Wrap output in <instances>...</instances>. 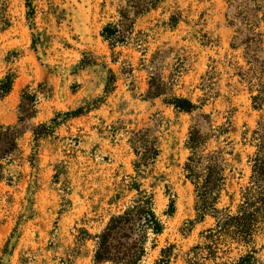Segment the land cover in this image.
<instances>
[{
	"label": "rangeland",
	"instance_id": "1",
	"mask_svg": "<svg viewBox=\"0 0 264 264\" xmlns=\"http://www.w3.org/2000/svg\"><path fill=\"white\" fill-rule=\"evenodd\" d=\"M121 22L123 42L102 36ZM6 77L0 128L20 131L0 158V264H112L93 261L95 236L139 193L164 226L140 264H234L251 251L249 264H264V221L249 244L225 239L210 253L215 219L200 213L184 171L198 129L206 153L221 151L216 207L235 212L251 187L264 134V0H0ZM24 91L38 103L21 123ZM176 98L196 108L179 110ZM140 134L159 153L137 172Z\"/></svg>",
	"mask_w": 264,
	"mask_h": 264
},
{
	"label": "trees",
	"instance_id": "2",
	"mask_svg": "<svg viewBox=\"0 0 264 264\" xmlns=\"http://www.w3.org/2000/svg\"><path fill=\"white\" fill-rule=\"evenodd\" d=\"M128 29L129 27L127 28L122 22L119 25L107 24L103 27L101 34L114 43L123 42ZM12 82L11 77H6L0 82V97L10 91ZM252 99L254 106H258L259 97L254 96ZM37 103L38 97L35 92H23L19 106L21 123L34 116ZM173 104L182 111H192L196 108V105L187 98H176ZM225 130L220 127L215 137L224 133ZM19 131V128L10 126L0 128V158H6L15 150ZM35 134H38V131H35ZM138 137L132 142L138 156L135 164L137 172L141 171L150 160L155 159L159 153L153 141H149L143 134H140V138ZM258 138L256 151L251 159V187L236 211L231 213L216 207L219 190L224 180L223 168L219 162L221 151L206 153L209 135L201 134L198 129H193L189 133L186 141L189 155L184 163L185 177L194 186L200 213L202 215L206 212L211 213L215 219L213 227L207 230L205 236L209 240V245H216L210 253L216 251L217 245L225 239L249 244L258 224L264 221V134ZM136 142L140 144L137 148ZM133 187L137 189L138 185L134 184ZM174 209V201L171 200L167 213H172ZM163 228V223L154 210L152 197L146 193H139V197L131 206L113 215L102 232L95 236L92 259L96 263L140 264L146 254L149 234H160ZM207 247L210 248V246ZM252 252L254 251L238 257L234 264H249L253 259ZM161 256L162 262L168 258L165 250L161 251Z\"/></svg>",
	"mask_w": 264,
	"mask_h": 264
}]
</instances>
